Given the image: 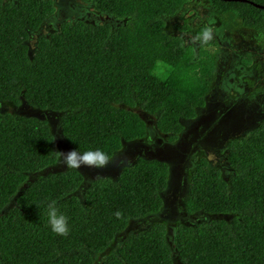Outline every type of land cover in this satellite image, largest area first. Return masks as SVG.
Wrapping results in <instances>:
<instances>
[{
  "label": "trees",
  "instance_id": "1",
  "mask_svg": "<svg viewBox=\"0 0 264 264\" xmlns=\"http://www.w3.org/2000/svg\"><path fill=\"white\" fill-rule=\"evenodd\" d=\"M90 1L101 23L66 20L31 45L28 39L54 13L53 1L0 0V103L58 113L71 148L100 147L109 158L146 136L136 109L174 141L182 121L205 106L215 67L212 52L166 32L165 19L188 0ZM256 5L264 0H209L208 9L234 15L261 38L264 8ZM242 59L249 65L248 55ZM224 149L228 177L199 159L184 208L229 218L176 224L171 244L165 224L153 222L95 263L130 219L162 208L169 164L138 157L115 179L97 177L81 190L84 176L75 169L38 174L58 159L45 118L0 112V264H173L174 254L182 264H264V120ZM48 199L68 218L66 236L47 227Z\"/></svg>",
  "mask_w": 264,
  "mask_h": 264
},
{
  "label": "rangeland",
  "instance_id": "2",
  "mask_svg": "<svg viewBox=\"0 0 264 264\" xmlns=\"http://www.w3.org/2000/svg\"><path fill=\"white\" fill-rule=\"evenodd\" d=\"M7 1V0H4ZM15 2L16 0H8ZM54 13L43 21L38 32L28 39L33 45L36 35H47L58 29L61 22L82 19L99 24L101 13L96 12L90 0H52ZM209 0H188L182 4L175 15L165 19L167 33L179 35L186 44L194 48L201 47L215 56V67L212 83L205 106L198 110L193 120L182 121L184 129L174 141L160 134L154 127L153 119L146 113L136 109L146 124V136L142 139L123 143L103 167L81 165L79 168H67L58 156L54 165L39 172H58L75 169L83 174L81 190L97 177L115 179L122 167L146 156L164 160L169 164L168 183L160 192L163 205L156 212L147 214L140 219H130L127 227L117 233L109 246L94 256L96 263L102 255L110 253L128 235L153 222L165 224V239L171 244L176 224H191L208 221L217 217L228 216L208 215L196 212L187 213L184 201L187 195V181L190 172L199 159H205L210 167L221 171L224 179L230 169L226 163L225 143L235 137L242 136L246 131L257 126L264 120V35L257 38L255 30L242 27L234 15H213L208 9ZM117 22H112L116 25ZM188 24V30H180L178 25ZM198 26L207 27L209 36L202 39L194 30ZM215 44H211V41ZM245 55L250 59L249 65L243 64ZM0 112H10L27 116L45 118L58 151H65L71 146L63 139L59 128V114L51 111H40L28 107L24 102L20 105L0 103ZM80 194V191H78ZM174 254V253H173ZM173 264H182L174 254Z\"/></svg>",
  "mask_w": 264,
  "mask_h": 264
},
{
  "label": "clouds",
  "instance_id": "3",
  "mask_svg": "<svg viewBox=\"0 0 264 264\" xmlns=\"http://www.w3.org/2000/svg\"><path fill=\"white\" fill-rule=\"evenodd\" d=\"M200 36L202 39H207L209 33L207 30H203L200 33ZM57 154L59 157H62V160L58 162H62L67 168H79L81 165L103 167V165L109 160L108 154H106L100 147L87 148L83 151H80L77 148H69L65 151H58ZM44 208L46 224L49 231L57 236H66L69 232L68 218L58 207L57 201L55 199H48ZM113 215L116 218H119L120 212L117 210Z\"/></svg>",
  "mask_w": 264,
  "mask_h": 264
},
{
  "label": "water",
  "instance_id": "4",
  "mask_svg": "<svg viewBox=\"0 0 264 264\" xmlns=\"http://www.w3.org/2000/svg\"><path fill=\"white\" fill-rule=\"evenodd\" d=\"M227 1H230V0H227ZM232 1V0H231ZM233 1H235V0H233ZM242 1V0H241ZM256 6H258V7H263L264 8V6H260V5H256Z\"/></svg>",
  "mask_w": 264,
  "mask_h": 264
},
{
  "label": "flooded vegetation",
  "instance_id": "5",
  "mask_svg": "<svg viewBox=\"0 0 264 264\" xmlns=\"http://www.w3.org/2000/svg\"><path fill=\"white\" fill-rule=\"evenodd\" d=\"M261 38H262V37H261ZM261 38H260V39H261Z\"/></svg>",
  "mask_w": 264,
  "mask_h": 264
}]
</instances>
